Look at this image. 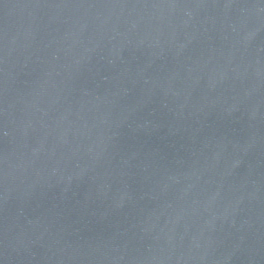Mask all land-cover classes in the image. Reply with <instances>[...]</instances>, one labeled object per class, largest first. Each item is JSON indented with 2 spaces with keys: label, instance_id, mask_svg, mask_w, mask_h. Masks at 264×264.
I'll return each instance as SVG.
<instances>
[{
  "label": "water",
  "instance_id": "95a60500",
  "mask_svg": "<svg viewBox=\"0 0 264 264\" xmlns=\"http://www.w3.org/2000/svg\"><path fill=\"white\" fill-rule=\"evenodd\" d=\"M0 264H264V0H0Z\"/></svg>",
  "mask_w": 264,
  "mask_h": 264
}]
</instances>
